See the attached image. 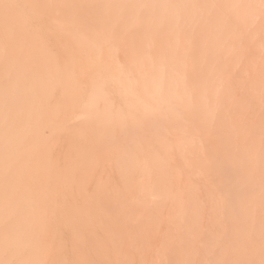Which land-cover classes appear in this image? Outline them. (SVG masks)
<instances>
[{"label": "bare ground", "instance_id": "obj_1", "mask_svg": "<svg viewBox=\"0 0 264 264\" xmlns=\"http://www.w3.org/2000/svg\"><path fill=\"white\" fill-rule=\"evenodd\" d=\"M0 264H264V0H0Z\"/></svg>", "mask_w": 264, "mask_h": 264}]
</instances>
